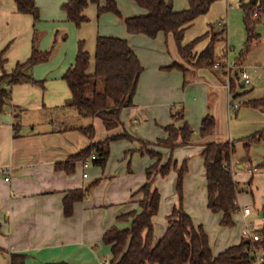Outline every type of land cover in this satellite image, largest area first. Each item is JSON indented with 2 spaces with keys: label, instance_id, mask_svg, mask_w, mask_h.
<instances>
[{
  "label": "crops",
  "instance_id": "crops-1",
  "mask_svg": "<svg viewBox=\"0 0 264 264\" xmlns=\"http://www.w3.org/2000/svg\"><path fill=\"white\" fill-rule=\"evenodd\" d=\"M67 1L61 0L59 3L62 11L59 20H69L61 8ZM115 1L125 17L147 13L145 8L133 0ZM248 1L235 0L232 4L228 0H216L208 12L195 18L186 29L183 43H188L199 34L189 33L197 22L203 25L202 34L207 32L208 36L196 44L193 49L196 54L207 45L211 35L220 33L217 40L225 39V33L229 36L227 23L228 17L230 23L232 21L230 15L233 12L232 6L239 7L244 16L242 3ZM260 1L252 0L254 9L260 8L259 20L264 14ZM37 2L39 3V0H36V4ZM104 2L105 0H101V4ZM170 2L174 10L188 8V0ZM37 6L41 13L42 8L38 4ZM90 6H94L96 10V5L90 3L85 10L86 14H89ZM114 15L112 12L97 15L95 42L98 35L124 38L143 66L133 103L121 111L122 125L107 130L99 117L88 116L86 112H80L66 104L68 101L66 90H69L70 95L71 91L68 86L66 88L63 74L73 66L76 54L63 74L62 71L59 72L61 75L45 73L46 68L35 64L31 69L32 77L42 84L28 80L14 84L10 100L0 111V264H12V254L25 255L23 263L20 264H111V246L102 241L103 233L112 226L119 229L127 228L131 219L120 220L118 216L132 210L140 211L138 201L142 196L137 190L147 181L146 168L156 160V157L135 151L139 149L140 142L137 140L120 139L110 142V154L104 168L93 164L84 167L82 160H78L75 162V171L68 174L64 170H57L55 164L86 148L91 141L102 140L123 130H127L138 139L154 142L167 137L168 133L163 129L164 126L172 122H175L176 126H181L188 122L196 134L208 111L214 115L216 121L214 129L209 134L193 138L188 145L178 146L173 150L166 147H156V150L161 153L162 163L172 158L181 166L185 159H190L191 163L187 167L188 171L183 181V207L192 217L194 224L202 225L206 231L215 256L229 246L240 243L244 237L242 230L246 223L253 222L252 212L248 215L242 212V208L250 204L241 193L248 192V186L255 176L254 172L257 171H253L252 168L255 166L264 168V152L263 155L254 156L252 147L246 148L243 145L249 162L257 157L258 164L248 168L250 177L241 182L238 170L243 169L247 162L243 157L236 156L238 146L236 142L245 143L248 135L264 129V107L253 108L242 103L262 97L264 82L258 86L253 84L247 87L248 83H244L239 77L238 69L246 71L245 68L253 67L251 63H247L245 54L250 51L251 46H257L255 39H259L262 33L259 32L252 39L248 51L240 54L236 65L232 66L218 56L215 45V63L221 62L222 66L198 67L185 62L177 50L172 33L160 31L154 38L142 33L131 34L123 20L119 22L120 19ZM25 16L29 14L16 11L14 0H0V23L8 21L11 24L9 33L0 41V51L6 48L3 54L6 71H10L18 62L26 60L33 45L43 50L40 48V35L37 33L35 23L27 32L20 29L21 21L29 23ZM89 16L92 17V14ZM107 18L112 20L111 23L102 25V19ZM12 25L16 28H12ZM18 34L19 39L15 47L8 53L11 37L14 36L15 40ZM82 36L81 34L80 37ZM79 40L84 41V49L90 53L92 64L89 71H92L95 46L92 51L90 45L86 47L84 38ZM256 59L258 65L264 68V49L258 53ZM8 60L11 61L10 64L15 63L11 69L7 66ZM175 62L184 65L186 69L166 68ZM227 64L229 68L225 66ZM40 71H43L46 77L38 74ZM231 79L238 81L235 87L238 94L236 98L229 89ZM251 81L250 78L249 83ZM234 102L238 103L237 108L230 106ZM16 105L19 110L15 108ZM172 107L183 109L182 119L173 120ZM23 112L25 114L22 116ZM89 124L95 129L92 140L77 129L79 126ZM228 140L235 141L230 170L241 190L237 196L239 208L233 214L234 225L221 226L219 222L222 213H214L207 207L205 167L201 151L208 142ZM254 142L259 144L264 142V138ZM84 172L87 173L86 177L83 176ZM6 176L9 177L8 180L5 179ZM97 179L98 182L86 197L74 203L72 214L66 216L63 211V198L67 191L85 188ZM176 179V170L170 171L166 176L159 173L154 175L152 185L160 193L159 209L153 217L154 244L164 234L168 226L167 216L178 204V196L174 190ZM262 213L263 216L254 218L259 225L264 222L263 210ZM199 214L213 218L211 234L207 226L200 221ZM234 226H237L239 231L232 237V241L219 240V244L217 240L215 243L211 242L213 238H217L212 236L218 235L219 231L222 233ZM16 262H20V257L16 258Z\"/></svg>",
  "mask_w": 264,
  "mask_h": 264
},
{
  "label": "trees",
  "instance_id": "trees-1",
  "mask_svg": "<svg viewBox=\"0 0 264 264\" xmlns=\"http://www.w3.org/2000/svg\"><path fill=\"white\" fill-rule=\"evenodd\" d=\"M133 1L145 8L147 13L125 17L115 0H105L103 4L101 0H68L61 5V8L77 27L89 21L85 10L91 3L96 5L98 16L104 12H112L119 16L131 34L142 33L154 38L160 31L172 33L177 50L185 62L198 67H213L216 58L215 45L220 33L211 35L207 45L197 54L193 51L194 47L206 38L208 33L197 36L188 43H183V38L186 29L194 19L208 12L216 0H188V8L183 10H174L170 6V0ZM14 2L18 13L31 15L35 22L39 20V7L36 0H14ZM260 6L264 8V0L260 1ZM242 7L247 30V40L242 49V54H244L248 51L252 39L258 35L254 32V27L260 19V14L253 17L255 5L252 0L242 3ZM53 49L54 46L39 50L33 45L30 56L15 64L10 71L4 69L3 54L6 48L0 51V111L10 100L11 88L14 84L27 80L42 84L41 81L33 79L31 69L35 64L47 61ZM91 64L90 53L84 49V41L79 40L74 64L63 74L71 91V98L66 104L80 112H86L88 116L99 117L105 129L111 130L122 125L121 111L133 103L143 66L124 38L105 35L96 37L93 70L89 71ZM173 67L179 70L186 69L184 65L176 62L166 68ZM236 85L238 81L231 79L229 89L235 98L238 97L235 90ZM242 103L253 108L264 107V95ZM15 108L19 110L17 105ZM171 116L174 121L182 119L183 109L172 107ZM215 124L214 115L208 111L201 121L200 136L209 134ZM77 129L90 140L94 138L95 129L92 124L79 126ZM163 129L168 133L167 137L159 138L154 142L138 139L127 130L112 134L102 140L91 141L86 148L56 163L55 168L71 174L75 171L76 161L91 155H94L91 164L104 168L110 154V142L114 140H137L142 146L150 144L173 150L178 146L188 145L193 139L194 129L188 122H184L181 126H176L175 122H172ZM263 138L264 129L254 132L245 138L247 140L245 147L248 148V141ZM135 151L140 154H149L156 157V160L146 168L147 181L137 190L138 193H142L138 201L140 211L132 210L118 216L120 220L131 219L130 225L124 229L112 226L103 233L102 241L111 246V264H264V222L261 227L257 228L260 235L259 240L243 237L240 243L229 246L215 256L206 231L202 225L194 224L192 217L183 207V181L187 172L186 159L177 168L178 163L172 158L162 163L161 153L158 151L149 149ZM234 151V140L208 142L201 151L205 167L207 207L214 213H222L219 222L221 226H233V214L239 208L237 196L241 189L230 170V161ZM176 169L178 204L167 216L168 226L164 234L154 244L153 217L159 209L160 193L152 185L153 178L156 173L166 176ZM97 182L98 179L85 188L80 187L67 191L63 198V211L66 216L72 214L74 203L84 199ZM262 210L264 211V203ZM255 248H258L262 254L263 259L260 263L257 262L256 255L252 252ZM24 256L12 254V264L23 263ZM18 257H20V262H16Z\"/></svg>",
  "mask_w": 264,
  "mask_h": 264
},
{
  "label": "rangeland",
  "instance_id": "rangeland-1",
  "mask_svg": "<svg viewBox=\"0 0 264 264\" xmlns=\"http://www.w3.org/2000/svg\"><path fill=\"white\" fill-rule=\"evenodd\" d=\"M228 1L232 4H234L235 2V0H228ZM60 2L61 0H54V2H51V0H39V3L37 2V4L40 6V8H42L41 13L39 10V20L35 22L32 16L30 15L25 16L27 19H29V23L26 24V21H21L20 23L21 26H19L23 32H27L28 30L32 29L33 24L35 23L37 33L40 35V48L45 50V49H49L52 46H54V49H53V52L50 58L45 62H40L35 65V66L41 65L42 67L46 68L45 73L48 72L49 74H60L59 72L61 71L63 74V72L68 68L69 64L73 62L74 55L76 54V51H77L76 50L77 42L80 38H84L86 40V44H87L86 47L90 45L92 51H93V46H95L94 36H96L95 33L97 30V26H98L97 25L98 18L96 15L95 7L94 6L89 7L90 9L89 14H92V17H90L89 14L87 15L90 20L81 24V26L77 27L70 20H62V19L59 20V15L62 13L60 9V5H59ZM254 10L256 11L257 9H254ZM231 11H233L230 13L232 21L230 23L229 17H228V23H227L228 24L227 28H229V36H227V34L225 33L224 34L225 39L219 40L216 43V54L222 57L226 62H228L230 65L233 66L237 64L236 62L239 59V56H241L240 54L242 53V49L244 48V44H245L244 42L247 38V32H246L245 25L243 22L244 17H243V13L241 9L239 7L232 6ZM259 11L260 10H257L256 15L253 13V17H256ZM114 16H117V15H114ZM117 17L118 19H120L118 21L121 22L122 19L119 16ZM263 17H264V14L261 17V20H259L255 24V27H254V32L255 33L260 32L262 33L261 34L262 36L259 39H255V41L257 42L256 44L257 46L256 47L251 46L250 51L245 54V57L247 58V63H251L253 66L251 68H245L246 71L250 74V78L252 80L251 83L247 84V87H251L253 86V84H255V86H258L259 84L264 82V68L258 65V61L256 59L258 53L262 49H264V19ZM216 20H214L215 24H217ZM111 21L112 20L107 18V19H102L101 23L102 25L110 24ZM10 25L11 24L8 23V21L7 22L3 21V23L2 22L0 23V41H2V38L7 33H9L8 31L10 30L9 29ZM12 28L15 29L16 27L12 25ZM202 29H203V25L197 22L193 26V28L190 30V32L189 31L188 32L189 33L198 32L199 33L198 35H200L204 32V31H201ZM81 34L83 35L82 37H80ZM13 38L14 36L11 37V40L9 42V46H8L9 50L7 49L8 53L11 51V48L15 47V44L19 39V34L17 35L15 40ZM37 40H39V37ZM254 44L255 43L253 41L252 45ZM10 62H11L10 60H8L7 62V64H9L7 65L9 69H11L15 64V63L10 64ZM45 73L43 71L38 72V74H42L43 77H46ZM238 75H240L239 77H241V69L240 70L238 69ZM33 76L36 78V73L34 71H33ZM67 86L68 85H66V88ZM66 94H68L67 100H69L71 98L69 90H66ZM68 109H72V111L74 110L73 108H68ZM31 113L32 112H30V114ZM24 114L25 112H23L22 116ZM199 137H200L199 132L196 134H193V138H199ZM236 143L238 145L236 146L237 147L236 156L243 157V159H245V161L247 162V164L245 165L243 169L238 170L239 180L241 182H244V180H248V178L250 177V174H248L249 172L247 171L248 168L250 166L252 167L258 164L257 162L258 159L257 157H255V160L253 159L252 162L250 163L248 154L243 146L245 145V143L244 142L240 143L238 141ZM247 144H249V146L252 147V153L254 154V156H256L257 154L263 155L262 153L264 152V142H259V144H256V142L254 141H248ZM156 147H159V146L150 145V144H145L144 146H142L141 143H139V149H143L144 151L146 149L157 151ZM186 163H187V167H189V163H191L190 159L187 158ZM178 167L180 166H177V168ZM259 167L260 166H258V168ZM176 172H177V169H176ZM254 175L255 176L252 179L250 186H248V192L242 191L241 194L249 202L251 210H252L253 222L256 223L255 226L256 228H258L261 225H259L258 221L254 220V218L258 219L259 216H263L261 208L264 203V168L262 167L259 168L256 172H254ZM176 182H177V179H176ZM176 182L174 185L175 192H176ZM183 186H184V183H183ZM140 194L142 196V193ZM182 203H184V191H183ZM199 218H200V221L203 222L207 226L208 231L211 234V228L214 225L213 218H206L202 214H199ZM231 228H232L231 230L230 228H228V230L222 231V233L221 231H219L218 232L219 236L218 235L212 236V238L213 237H217V238H213L211 242L215 243L216 242L215 240H217V244H219L220 241H225V240L232 241L233 240L232 237H234V235L239 230L237 226H234Z\"/></svg>",
  "mask_w": 264,
  "mask_h": 264
},
{
  "label": "built area",
  "instance_id": "built-area-1",
  "mask_svg": "<svg viewBox=\"0 0 264 264\" xmlns=\"http://www.w3.org/2000/svg\"><path fill=\"white\" fill-rule=\"evenodd\" d=\"M257 9V8H256ZM258 10V9H257ZM257 10L255 11L254 10V14L256 15L257 14ZM215 68H218V67H221L222 66V63L220 62H216L214 63L213 65ZM227 66L228 68L230 67L228 64L225 65ZM241 79H243L244 83H249L250 82V75L242 70L241 71ZM232 108H237L238 107V103H232L230 105ZM94 158V155H91L89 157H86L85 159L82 160V164L84 167H88L90 164H91V160ZM253 171H256L258 170V167L255 166L252 168ZM5 173H8V171L4 170ZM83 176L86 177L87 176V173L84 172L83 173ZM8 176L5 177L6 180H8ZM242 212L245 214V215H248L252 212L251 210V207L250 206H244L242 208ZM254 223L253 222H248L246 223L245 227L243 228L242 230V234L244 237H248V238H252L253 240H259L260 239V235H259V232L257 231V228L254 227ZM255 255H256V258H257V262L260 263L262 261V255L260 254V250L258 248H255L253 249L252 251Z\"/></svg>",
  "mask_w": 264,
  "mask_h": 264
},
{
  "label": "water",
  "instance_id": "water-1",
  "mask_svg": "<svg viewBox=\"0 0 264 264\" xmlns=\"http://www.w3.org/2000/svg\"><path fill=\"white\" fill-rule=\"evenodd\" d=\"M170 6H171V4H170Z\"/></svg>",
  "mask_w": 264,
  "mask_h": 264
}]
</instances>
